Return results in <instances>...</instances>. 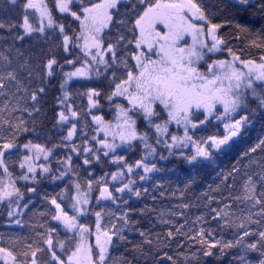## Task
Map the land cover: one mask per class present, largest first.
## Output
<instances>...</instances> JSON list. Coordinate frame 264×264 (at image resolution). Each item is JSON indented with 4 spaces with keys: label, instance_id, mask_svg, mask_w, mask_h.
Returning a JSON list of instances; mask_svg holds the SVG:
<instances>
[{
    "label": "snow or ice",
    "instance_id": "snow-or-ice-1",
    "mask_svg": "<svg viewBox=\"0 0 264 264\" xmlns=\"http://www.w3.org/2000/svg\"><path fill=\"white\" fill-rule=\"evenodd\" d=\"M32 40L47 51L25 48ZM49 89L59 93L56 142L39 119ZM257 115L264 0H0V205L9 225L30 230L0 233V264H202L229 253L230 264H264V161L244 171L235 196L241 169L218 172L220 200L205 193L208 211L194 219L186 212L199 200L134 206L163 197L161 161L212 163ZM209 126L217 134L201 135ZM257 149L264 153V139L243 155ZM45 180L64 186L42 197L40 220H24ZM195 183L189 177L185 188ZM136 215L166 231L141 230ZM176 241L189 251L174 258ZM128 244V255H112Z\"/></svg>",
    "mask_w": 264,
    "mask_h": 264
},
{
    "label": "trees",
    "instance_id": "trees-1",
    "mask_svg": "<svg viewBox=\"0 0 264 264\" xmlns=\"http://www.w3.org/2000/svg\"><path fill=\"white\" fill-rule=\"evenodd\" d=\"M225 18L226 15L218 16V18L214 22H223ZM221 31L222 33H226L227 29H222ZM24 47H35L37 49L44 50L45 52L47 51V46L43 43H39L36 40L26 41ZM55 83L56 81H53V84ZM87 86L92 87L97 85L88 84ZM58 95V92L49 89L48 95L44 98L42 115L39 118L40 120H43L45 130L47 134L53 138V142H56L55 132L53 131L54 110L58 111L54 96ZM252 106L255 107V104H253ZM17 115H19V113H17ZM24 116L25 119H27V114H24ZM213 124H215V122H213ZM220 131L222 132V126ZM206 134H217V129L213 126H209L208 133H201V135ZM260 139H264V118H261L259 115H257V117L253 120L252 124L245 129L244 134L236 140V143L230 149H228L226 153L215 155V161L212 163H205L201 165L198 169L194 170L186 162H182L177 159L170 158L168 161H161L160 165L164 167L166 171L157 176L155 180H162L165 182L164 188L161 190L163 192V197H160L159 193H157V203L154 204L150 199H148L138 201L134 206L136 208H140L144 207L145 205H150L152 207L159 208L164 206L179 205L183 203L196 205L197 201L199 200L201 206L190 208L189 210H187L186 216L190 219H194L195 216L200 215L201 212L206 214L208 209L206 207H203L204 201L202 198L204 194L207 193L209 195L214 196L217 201L220 200V195L216 191H214L216 189V186L220 183L217 177L218 172H220L221 170L226 173L230 172L233 166L241 169L240 175H237L236 177L237 183L235 185V190L232 193L233 196H235L239 195L240 188L243 183L242 176L244 171L248 170L249 167H252L256 171H259V168L257 167V162L264 161V153H261V151L257 149L256 153H249V157L251 159H249V157H245L243 153L248 151V149L254 146L256 143H258ZM39 142H43V137ZM57 155L63 157L64 152L61 151L57 153ZM128 155L130 161L132 159L139 158V150H136V155H133L131 151L128 153ZM164 155H167V153L165 152ZM55 167L56 165L55 163H53V168ZM101 167H103L104 171L115 170L113 166H109L107 163L103 164ZM96 171L100 172V168L98 167ZM189 177H194L196 183L190 188L186 189L185 185L188 183ZM228 183L231 184L232 181L229 180ZM209 185H211V189L209 188ZM63 186L64 185L61 184L60 187H56V185L52 184L50 180L43 181V183L37 187V194L30 197L34 200V203L29 206L28 210H26V215L23 217V219L28 220L30 218H35L36 220H40L39 213L47 211V202L42 199V197L45 194H47L49 197L55 195L57 192L60 191V188ZM145 186L151 188L150 184H146ZM20 187L23 188L24 185L20 184ZM181 191L184 192L182 198L180 197ZM172 192H176V198H172ZM224 195H227V191L224 192ZM220 206L222 205H219L215 202L211 204L212 208ZM133 219L140 220V224L137 227H139L141 230H150L153 233L166 231V228L159 225L153 217H141L139 215H136L133 217ZM5 221V212H2V210H0V233H4L5 235L9 233H18L21 235H25L28 234L30 231L28 229H24L22 231L17 226H7L5 224ZM182 222V218H177V223ZM210 226L215 227L216 225L213 222ZM129 240L133 243H138L141 241V237L137 233L133 232L132 234H129ZM179 242L180 241H176L172 243L171 251H169V255H173L174 258L176 257L179 251H184L186 253L189 251L186 244L184 248L177 249V243ZM131 246V244L124 245L118 250L114 251L112 255L116 258H119L122 255H128L126 249H130ZM214 252H218V249H214ZM231 255L232 253L225 255L219 262L216 261L215 257H209L206 261L202 260V264H230ZM129 258L131 257L129 256ZM165 264H168V262H165Z\"/></svg>",
    "mask_w": 264,
    "mask_h": 264
},
{
    "label": "flooded vegetation",
    "instance_id": "flooded-vegetation-1",
    "mask_svg": "<svg viewBox=\"0 0 264 264\" xmlns=\"http://www.w3.org/2000/svg\"><path fill=\"white\" fill-rule=\"evenodd\" d=\"M33 186H34V185H33ZM29 187H32V186H29ZM22 190H24V187L22 188ZM4 208H5V206L0 205V210H2V212H4ZM5 224H6L7 226H15V225H9V224H8L7 217H6Z\"/></svg>",
    "mask_w": 264,
    "mask_h": 264
},
{
    "label": "rangeland",
    "instance_id": "rangeland-1",
    "mask_svg": "<svg viewBox=\"0 0 264 264\" xmlns=\"http://www.w3.org/2000/svg\"><path fill=\"white\" fill-rule=\"evenodd\" d=\"M28 186H33V185H31V184H29ZM35 186V185H34ZM32 199V198H31ZM32 201H33V203H34V200L32 199ZM32 205V204H31ZM30 206V205H29Z\"/></svg>",
    "mask_w": 264,
    "mask_h": 264
},
{
    "label": "water",
    "instance_id": "water-1",
    "mask_svg": "<svg viewBox=\"0 0 264 264\" xmlns=\"http://www.w3.org/2000/svg\"><path fill=\"white\" fill-rule=\"evenodd\" d=\"M238 138H239V137H238ZM238 138H236V140H237Z\"/></svg>",
    "mask_w": 264,
    "mask_h": 264
}]
</instances>
